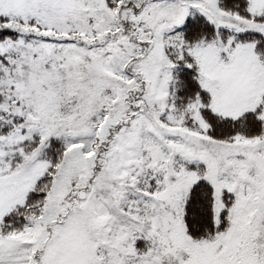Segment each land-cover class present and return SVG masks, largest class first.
Returning <instances> with one entry per match:
<instances>
[{"label":"snow or ice","instance_id":"snow-or-ice-1","mask_svg":"<svg viewBox=\"0 0 264 264\" xmlns=\"http://www.w3.org/2000/svg\"><path fill=\"white\" fill-rule=\"evenodd\" d=\"M0 264H264V0H0Z\"/></svg>","mask_w":264,"mask_h":264}]
</instances>
